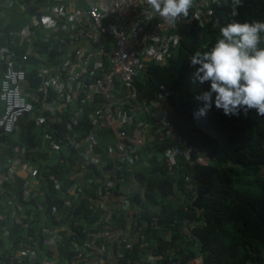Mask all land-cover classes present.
<instances>
[{
    "label": "built area",
    "instance_id": "1",
    "mask_svg": "<svg viewBox=\"0 0 264 264\" xmlns=\"http://www.w3.org/2000/svg\"><path fill=\"white\" fill-rule=\"evenodd\" d=\"M216 1L193 0L189 16L173 25L158 17L147 19L145 13L151 9L145 0H21L22 7L32 8V22L16 30L19 44H26L24 51L16 48L15 53L0 47L3 65L0 129L12 132L23 114L35 118L34 109L52 122L64 121L71 136L59 141L43 140L41 150L51 159H57L59 151L72 148L78 182L72 183L67 193L72 199H78L84 180L87 187L92 186L88 200L99 212V217L92 226L83 228L82 234H75L77 231L69 225L71 218L53 206L51 211L39 216L42 226L32 231L27 226L33 222V215L25 214L16 199L9 221L24 228L16 232L15 240L10 227L0 226L2 237L8 240L0 252V264H36L40 251L45 253L40 264H55L57 260L60 262L62 249L61 254L66 257L61 264L163 263V253L121 262L127 253H132L134 244L142 237L141 230L148 223L145 189L135 179L124 182L125 174L133 173L137 167L140 154L144 153L145 138L151 140L153 132L159 137L173 135L172 124L166 116L172 110L171 91L161 92L151 101L142 99L136 103L134 82L149 62L162 65L172 56L179 42L181 26L193 23L202 26L209 22L211 4ZM34 27L51 30L43 35L42 42L37 43ZM28 58L39 64L41 82L25 90L26 70L22 63ZM92 105L94 108H87ZM146 113L151 117L149 122L141 118ZM64 115L69 119L65 121ZM82 120L87 124L77 130L75 127ZM104 120L109 124L112 122L113 133L100 136L102 124L106 123ZM132 125L140 131L138 136H127ZM102 142L107 146L104 144L102 149L106 156L98 150ZM191 149L190 145L181 146L174 141L163 152H158V156L173 163L182 154L190 163H202V158L191 157ZM16 150L19 154L0 169V186L20 180L25 198L35 200L42 194L38 176L40 165L28 162L23 149ZM107 156L112 161L109 167ZM147 156L151 157L152 152H147ZM189 180L184 189L193 192ZM54 188L61 189L59 181H54ZM67 205L68 200L65 201ZM4 220V214L0 213V222ZM181 225L180 231L187 239L195 238L193 222L186 224L183 220ZM70 235L76 237L70 240L66 250V236ZM166 236L169 238V234ZM186 247L192 250V247ZM187 248L182 256L172 257V264H186ZM170 255L174 256V252ZM196 261L208 264L201 254Z\"/></svg>",
    "mask_w": 264,
    "mask_h": 264
},
{
    "label": "trees",
    "instance_id": "2",
    "mask_svg": "<svg viewBox=\"0 0 264 264\" xmlns=\"http://www.w3.org/2000/svg\"><path fill=\"white\" fill-rule=\"evenodd\" d=\"M211 6L209 22L202 26L196 23L181 26L178 29L179 42L172 56L162 65L149 62L146 70L135 78L133 99H138L136 103L142 99L151 101L159 93L171 91L169 99L172 110L166 116L172 124L173 135L159 137L153 132L151 140L145 138L144 153L140 154L137 167L133 173L125 174L124 182L130 183L135 179L145 189L148 223L141 230L142 237L134 244L132 253H127L121 260L123 263L144 255L163 253L162 264H172V259H176L177 255L182 256L186 246H190L208 264H264V116L257 115L254 110H250L247 115L241 112L239 116H226L214 104L207 115H195L198 108L203 106V102L196 100L195 96L207 91L210 85L196 78L194 73L198 66H191L189 60L195 52L208 51L214 45L219 38V29L225 23L233 19L240 22L264 21V0H242V6L236 10L237 15L234 17L230 0H217ZM12 14L13 22L0 20V47L16 53V48L18 51H24L25 48L18 44L16 46V30L22 23L19 20L21 18L16 23V8ZM0 67L2 71L1 61ZM22 67L26 70L24 89L39 85V64L33 58H28ZM93 106L87 108L92 109ZM34 114L35 118L23 114L12 132L6 133L0 129V169L19 154L16 148L23 149L28 162L40 165L38 176L42 194L35 200H29L23 194L20 180L5 182L0 186V213L5 216L0 226L10 227L15 240L16 232L24 228L9 221L12 220V203L15 204L17 199L25 214L33 215V222L27 226L30 230L39 229L42 226L39 216L51 211L54 206L71 218L69 225L77 231L75 234H82V229L92 226L99 217V212L91 207L88 200L92 186L87 187L83 180L79 198L72 199L67 188L78 182L72 148L59 151L57 159H51L47 152L41 150L43 140L59 141L70 137L71 131L66 129L64 121L52 122L36 109ZM67 118L64 115L65 121ZM141 118L151 121L149 113ZM104 121L106 123L102 124L100 136L113 133L112 122L109 124L108 120ZM86 124L82 120L75 128L82 130ZM139 134L135 125L127 131L130 137ZM174 141L181 146L190 145L191 157H200L203 162L190 163L182 154L173 163L159 158L158 152H163ZM104 144L102 142L98 150L101 151ZM147 152H152V156L148 157ZM107 160L109 167L112 161L109 156ZM239 165L259 167L258 193H251L236 185V166ZM188 178L193 184V192L184 189ZM55 180L60 182V190L54 188ZM178 195V199H170ZM135 197L137 199L138 195ZM66 200L69 202L67 206ZM157 205L158 209L155 208ZM152 217L157 219L153 220ZM183 220L186 224L194 223L192 233L195 238L187 239L181 233ZM116 224L120 223L116 221ZM166 234H169V238ZM66 237L67 250L70 240L76 236ZM7 241L0 233V252L5 249ZM187 249L186 262L195 255L194 251ZM171 252H174V256L170 255ZM61 253L60 262L57 260L55 264L64 263L66 255ZM44 254L39 252L36 264L41 263Z\"/></svg>",
    "mask_w": 264,
    "mask_h": 264
},
{
    "label": "clouds",
    "instance_id": "3",
    "mask_svg": "<svg viewBox=\"0 0 264 264\" xmlns=\"http://www.w3.org/2000/svg\"><path fill=\"white\" fill-rule=\"evenodd\" d=\"M151 11L147 19L160 18L176 24L189 16L193 0H145ZM242 0H230L232 16ZM264 21L231 20L219 29V38L204 52L197 51L190 58L196 67L194 75L210 87L195 99L203 102L195 115L205 116L213 104L226 116L245 115L254 110L264 116V47L261 34Z\"/></svg>",
    "mask_w": 264,
    "mask_h": 264
},
{
    "label": "crops",
    "instance_id": "4",
    "mask_svg": "<svg viewBox=\"0 0 264 264\" xmlns=\"http://www.w3.org/2000/svg\"><path fill=\"white\" fill-rule=\"evenodd\" d=\"M94 1H97V0H94ZM21 4H22L21 0H0V20H1V22L2 21L5 23L13 22L12 17H14L13 16L14 14L11 15V13H12L13 9H15V8H16V23L20 22L19 20H21V23H22L21 26L19 27V29L22 26H25L27 23L32 22L31 21L32 20V13H33L32 8L27 7V6L22 7ZM19 18H21V19H19ZM17 19H19V20H17ZM19 29H17V30H19ZM34 29H35L34 41L37 43L42 42L43 35H45V33H47L48 30H51V29H46L43 27H39V28L34 27ZM16 40L18 41L17 38H16ZM16 43L19 44V42H16ZM40 44L46 46L45 43H40ZM19 45H21L24 48L26 46V44H23V43L19 44ZM1 74H2V71H1V67H0V77H1ZM1 111H2V107L0 104V112ZM51 155L53 157L52 153H51ZM179 197L180 196L178 195L177 197H170V199H178ZM155 208L158 209L159 205H157ZM126 236L130 237V235L128 233H126ZM193 246H195V245L193 244ZM192 251H194L195 255L193 256V258L188 259L186 264H198L196 260L200 257V253L197 250H192Z\"/></svg>",
    "mask_w": 264,
    "mask_h": 264
},
{
    "label": "rangeland",
    "instance_id": "5",
    "mask_svg": "<svg viewBox=\"0 0 264 264\" xmlns=\"http://www.w3.org/2000/svg\"><path fill=\"white\" fill-rule=\"evenodd\" d=\"M261 47H264V33L261 34ZM238 172L236 185L242 189H245L251 193H258L259 186L258 180L260 179V169L257 165L243 167L241 165L236 166Z\"/></svg>",
    "mask_w": 264,
    "mask_h": 264
}]
</instances>
